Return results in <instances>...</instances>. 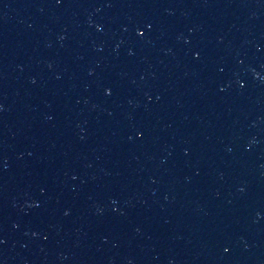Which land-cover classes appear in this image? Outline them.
I'll return each mask as SVG.
<instances>
[{"label":"water","instance_id":"1","mask_svg":"<svg viewBox=\"0 0 264 264\" xmlns=\"http://www.w3.org/2000/svg\"><path fill=\"white\" fill-rule=\"evenodd\" d=\"M0 264H264V0H0Z\"/></svg>","mask_w":264,"mask_h":264}]
</instances>
